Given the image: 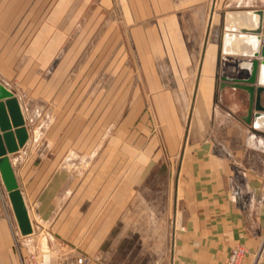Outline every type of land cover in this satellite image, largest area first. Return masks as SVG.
<instances>
[{
  "label": "crops",
  "instance_id": "crops-1",
  "mask_svg": "<svg viewBox=\"0 0 264 264\" xmlns=\"http://www.w3.org/2000/svg\"><path fill=\"white\" fill-rule=\"evenodd\" d=\"M115 5L116 0H0V82L16 94L29 133L26 145L9 156L34 230L22 235L0 182V264H25L32 245L50 255V264H60L53 254H84L89 264H107L101 261L111 253L106 243L132 204L133 173L146 176L166 158L179 159L171 264H223L237 243L248 250L241 264H264V6L251 11L261 17L258 30L227 22L222 38L207 42L196 66L165 0H125V25L107 20ZM153 13L156 21L149 26ZM234 34L254 35L253 53L230 50ZM123 35L136 40L145 84L134 86ZM106 42L108 53L102 51ZM165 51L180 89L181 78L198 74L190 105L194 125L186 136L167 130L163 149L120 152V177L101 197L94 160L101 153L85 149L86 126L101 124V110L109 111L106 125L116 123L117 110L124 112L120 125H132L133 111L146 106L143 95L155 92L157 107L173 110L172 117L164 116L173 120L166 125H180L172 92H157L153 55ZM255 60L252 100L238 85L249 84ZM102 74L109 78L103 87ZM37 110L46 116L44 140L36 130ZM133 158L145 164L135 162L134 169ZM85 159H93L87 171Z\"/></svg>",
  "mask_w": 264,
  "mask_h": 264
},
{
  "label": "rangeland",
  "instance_id": "rangeland-1",
  "mask_svg": "<svg viewBox=\"0 0 264 264\" xmlns=\"http://www.w3.org/2000/svg\"><path fill=\"white\" fill-rule=\"evenodd\" d=\"M148 1L152 2V0ZM242 1L244 0H165L166 11L169 7L172 8L171 12H174L173 9L175 10L177 20H179L182 27L183 37L185 38L181 37V40H186L189 49L196 56V66H199L198 60L207 42H218L224 35L223 26L227 22L229 25H236L234 17L237 12L252 11L257 8L256 6H264V0ZM124 3L125 0H116V7L110 13L111 19L109 17L107 20L116 21L118 25L121 23L125 25L124 13H122V5ZM238 5L239 7H237ZM156 16L155 13L149 15V26H152L156 21ZM173 39L175 44L177 41L179 43L180 35H177V38L173 36ZM122 43L125 44L127 54L132 59L130 63H127V66L134 75V86L137 83L140 84L141 80L146 82L145 78L141 79L139 76L143 71L136 40L134 37L132 40L124 38L123 35ZM103 49L106 50L104 53L109 52L108 42L102 47V51ZM126 51L124 50L125 53ZM117 52H119V46L116 49ZM165 52L164 56L161 53L153 55L161 83V86L157 87V92L164 89L172 92L171 96L177 105V118L174 120L179 122L180 125L174 127L172 124L166 125V122L170 123L173 120L170 118L167 121L166 117L164 120V116L172 117L173 110L159 109L156 105L158 95L155 92L143 95L146 106L143 109L133 111L132 125H120L124 119V112L119 110H117L116 123L106 125L105 122L108 121L109 111L101 110V118L99 119L101 124L86 126L85 134V149L100 150L101 153L98 158L94 159L96 164L100 165L101 197H104L109 192V187H113L115 179L119 176L118 169L119 166H123L124 160L123 157H119L121 155L120 152L127 151L136 155L135 153L139 151L163 149L167 130L172 131L174 129L178 131L180 129L181 136H186L189 134L190 124L194 125V119H192L194 116L191 114L190 105L192 106L195 102L196 95L192 92V86L197 85L198 74L197 79L193 77L190 79L181 78L180 83L183 87L181 86L180 89V84L173 76L172 66L168 62L167 51ZM102 75L99 80L103 87L109 78L105 77L104 74ZM151 90L153 89L150 87ZM36 115L38 118V129L36 127L34 129L39 130V136L44 140L45 127H47L44 120L46 118L44 110L41 112L37 110ZM47 124L49 125V123ZM92 139L95 140L92 141ZM133 161L134 169L135 162L139 166L140 164H145V159L142 158H133ZM85 162L84 167L85 171H87V169L92 167L93 159H85ZM65 165L70 170L74 169V165ZM19 169L20 167L18 166ZM178 171L179 159L171 160L166 158L160 159L159 163H156L146 176L142 177L139 172L133 173L132 204L122 216V219L116 223V227L112 231L113 235L109 242L106 243V252L111 253L104 254L101 258L102 262L107 264H171L174 218L177 199L179 198V191L177 190ZM0 182H2L1 177ZM237 245H243L246 248L243 243H237L232 249ZM45 254L47 253H44V251L40 252L39 246L32 245L30 254L25 259V264H45L43 261ZM247 254L248 250L239 264L242 263ZM47 255L50 257L49 254ZM73 255L78 254H53V258H56L58 263H60L62 257H71ZM83 256L86 255L83 254ZM86 257L89 259L87 263L89 264L92 259L88 256ZM228 258L223 264L227 262Z\"/></svg>",
  "mask_w": 264,
  "mask_h": 264
},
{
  "label": "water",
  "instance_id": "water-1",
  "mask_svg": "<svg viewBox=\"0 0 264 264\" xmlns=\"http://www.w3.org/2000/svg\"><path fill=\"white\" fill-rule=\"evenodd\" d=\"M262 55L264 56V47ZM258 65V60H255L252 75L248 79L249 84L238 85L251 93L252 100L255 93L254 84L257 78ZM28 138V128L19 100L14 91L0 82V177L8 192L22 235L32 234L33 226L9 154L16 153L23 148Z\"/></svg>",
  "mask_w": 264,
  "mask_h": 264
},
{
  "label": "bare ground",
  "instance_id": "bare-ground-1",
  "mask_svg": "<svg viewBox=\"0 0 264 264\" xmlns=\"http://www.w3.org/2000/svg\"><path fill=\"white\" fill-rule=\"evenodd\" d=\"M260 18L261 17L259 15V13H254V12H251V11H248V12H237L235 14V17H234L235 21L237 23H240L241 24V27H243L245 29H249L251 31L252 30L253 31L258 30V27H259L258 25L260 23ZM257 23H258V25H257ZM249 35L250 34H246V36L244 38H240V35L239 34H234L232 36V38L229 39V43H230L229 44V49L230 50H233L235 52L238 51V52H240L242 54L243 53H245V54H247V53H250V54L253 53V51L255 50L256 45H257V40H256V37L254 35L253 36H249ZM244 102H245V99H244ZM49 259H50V257L47 254H45L44 255V260H43L44 263L45 264H49Z\"/></svg>",
  "mask_w": 264,
  "mask_h": 264
},
{
  "label": "built area",
  "instance_id": "built-area-1",
  "mask_svg": "<svg viewBox=\"0 0 264 264\" xmlns=\"http://www.w3.org/2000/svg\"><path fill=\"white\" fill-rule=\"evenodd\" d=\"M34 232V230H33ZM247 253L246 248L243 245L235 246L225 264H239L241 259ZM89 259L83 255L64 256L61 258L60 264H87Z\"/></svg>",
  "mask_w": 264,
  "mask_h": 264
}]
</instances>
